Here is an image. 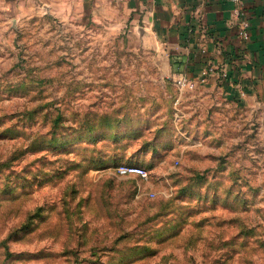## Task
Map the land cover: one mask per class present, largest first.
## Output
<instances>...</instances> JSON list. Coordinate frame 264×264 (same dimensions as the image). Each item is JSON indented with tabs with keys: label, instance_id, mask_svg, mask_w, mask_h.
I'll use <instances>...</instances> for the list:
<instances>
[{
	"label": "rangeland",
	"instance_id": "obj_1",
	"mask_svg": "<svg viewBox=\"0 0 264 264\" xmlns=\"http://www.w3.org/2000/svg\"><path fill=\"white\" fill-rule=\"evenodd\" d=\"M161 62L126 23L0 8V264H264V108Z\"/></svg>",
	"mask_w": 264,
	"mask_h": 264
},
{
	"label": "crops",
	"instance_id": "obj_2",
	"mask_svg": "<svg viewBox=\"0 0 264 264\" xmlns=\"http://www.w3.org/2000/svg\"><path fill=\"white\" fill-rule=\"evenodd\" d=\"M241 2L247 40L237 33L232 0H0V8L35 3L52 15L126 23L160 52L165 73L195 82L185 91L197 99L235 97L264 108V0ZM217 67L227 71L221 84ZM210 68L206 82H200Z\"/></svg>",
	"mask_w": 264,
	"mask_h": 264
},
{
	"label": "built area",
	"instance_id": "obj_3",
	"mask_svg": "<svg viewBox=\"0 0 264 264\" xmlns=\"http://www.w3.org/2000/svg\"><path fill=\"white\" fill-rule=\"evenodd\" d=\"M232 3V14L235 20L237 21V33L243 40H247L249 38V22L244 16L242 10V2L241 0H232ZM217 69H219L217 73L218 83L221 84L223 81H225V78L227 77V71L223 67H217ZM213 70L214 69L210 68L202 72V75L200 76V82H206L208 74ZM173 81L175 85L182 90L194 89L195 87V82L193 80H190L184 74L177 75L173 78ZM128 170L129 169L125 166H121L119 168V171L122 173H125Z\"/></svg>",
	"mask_w": 264,
	"mask_h": 264
}]
</instances>
